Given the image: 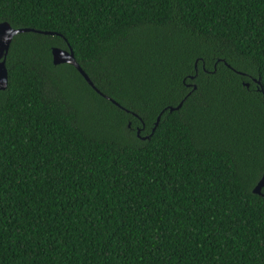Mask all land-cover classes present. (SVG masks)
Here are the masks:
<instances>
[{"label":"trees","instance_id":"obj_1","mask_svg":"<svg viewBox=\"0 0 264 264\" xmlns=\"http://www.w3.org/2000/svg\"><path fill=\"white\" fill-rule=\"evenodd\" d=\"M0 23L54 34L5 60L0 264H264V0H0ZM68 46L94 89L53 66Z\"/></svg>","mask_w":264,"mask_h":264},{"label":"water","instance_id":"obj_2","mask_svg":"<svg viewBox=\"0 0 264 264\" xmlns=\"http://www.w3.org/2000/svg\"><path fill=\"white\" fill-rule=\"evenodd\" d=\"M29 32L44 34V35H54L53 33L39 32L31 29H12L7 23H0V91H4L7 88L8 77H7V70L5 67V60L9 50V46L15 36ZM51 57H52L53 66L65 64L74 67L77 70V72L83 77L86 83L94 89L93 84L91 83L87 75L77 64L74 58L73 51L69 46L67 50L58 49V48L52 49ZM181 105L182 104H180L177 108H169V111L172 112L174 110H178L181 107ZM158 122H159V117L157 118L156 125ZM262 189H264V176L261 178V180L254 188L253 193L256 195H260L264 198V193L261 192Z\"/></svg>","mask_w":264,"mask_h":264},{"label":"clouds","instance_id":"obj_3","mask_svg":"<svg viewBox=\"0 0 264 264\" xmlns=\"http://www.w3.org/2000/svg\"><path fill=\"white\" fill-rule=\"evenodd\" d=\"M246 87H248V86H246Z\"/></svg>","mask_w":264,"mask_h":264}]
</instances>
